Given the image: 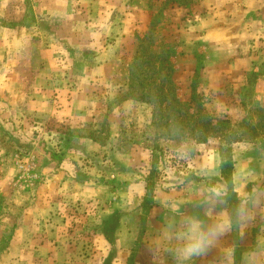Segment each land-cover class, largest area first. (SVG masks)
I'll use <instances>...</instances> for the list:
<instances>
[{"label":"rangeland","instance_id":"374dc122","mask_svg":"<svg viewBox=\"0 0 264 264\" xmlns=\"http://www.w3.org/2000/svg\"><path fill=\"white\" fill-rule=\"evenodd\" d=\"M248 3L0 0V264H173L151 252L156 233L171 205L191 212L212 187L225 190L224 215L244 204L251 219L193 264H226L229 247L243 264L264 232L258 78L213 90L202 73L232 67V53L242 70L264 59L242 22ZM193 91L227 123L192 128L203 124ZM221 151L254 170L241 194Z\"/></svg>","mask_w":264,"mask_h":264},{"label":"clouds","instance_id":"9594fccd","mask_svg":"<svg viewBox=\"0 0 264 264\" xmlns=\"http://www.w3.org/2000/svg\"><path fill=\"white\" fill-rule=\"evenodd\" d=\"M224 196L225 190L221 187L208 189L200 201L204 212L186 213L179 203L171 205L170 215L152 241L151 252L157 257H170L173 264H193L195 259L205 256L222 237L232 232L235 223L251 219L244 204L237 206L232 215L218 213L213 216ZM235 255L234 247L225 248L226 264H232ZM242 259L243 264H264V232L257 235Z\"/></svg>","mask_w":264,"mask_h":264},{"label":"crops","instance_id":"0c3cea01","mask_svg":"<svg viewBox=\"0 0 264 264\" xmlns=\"http://www.w3.org/2000/svg\"><path fill=\"white\" fill-rule=\"evenodd\" d=\"M243 24H245V30L247 34L251 37H255V42H260L259 38L262 37L264 39V0H249L247 8L245 10ZM232 38H236L234 33L232 34ZM233 57L231 61L232 67L223 69L219 68V65L214 63L206 65L203 73L202 78L212 77L214 78L213 83L210 85L207 84L206 86L209 89L219 90L221 87L222 79L226 76L233 77L236 80L237 77H246L249 74H256L257 75V83L255 86L254 96L256 103L264 107V59H260L259 56H255L246 59V69L242 70L238 66L241 64L244 59L241 58L239 55L231 54ZM219 78V79H218ZM203 81V80H202ZM244 86V85H243ZM238 84L234 86V90L237 91ZM264 156V154H263ZM246 160L242 162L240 159L234 164L233 170V185L234 191L241 194L243 193L246 185V181L251 179L254 174V170L250 169ZM160 203V202H158ZM159 206L162 205L161 203L158 204ZM165 205V204H164ZM154 206L155 205L154 203ZM167 206V205H166ZM192 207L191 212L188 211L187 213L192 212H204V208L200 206L198 203H193L190 205ZM219 213L227 212V204H219ZM214 216V214H212ZM226 215V214H225ZM159 219V218H158Z\"/></svg>","mask_w":264,"mask_h":264},{"label":"trees","instance_id":"16d2710c","mask_svg":"<svg viewBox=\"0 0 264 264\" xmlns=\"http://www.w3.org/2000/svg\"><path fill=\"white\" fill-rule=\"evenodd\" d=\"M130 95L133 96L134 94H132V92H131ZM142 99H145V97L143 96ZM191 102H195L196 114L199 115V118H201V120H203V124H198L199 121H196V123L193 125L192 128L196 129L199 125V126L204 127V129L206 131H208V130H213L216 127V125H218V124H223V123L226 124L227 123V120H225V119L220 120L214 116L210 117L209 114L204 111V108H203L202 104L200 103V101L198 100L197 95L194 91H193V97L191 99ZM260 111H264V109H261ZM192 118H193V114H191V115L189 114L186 126L191 125L189 121ZM213 121H215V123ZM181 124H182L181 122H177L176 126H179ZM199 129H200V127H198V130ZM201 141L205 142V138H202ZM260 144H261V147L264 148V140H260ZM232 170H233V161H231L230 157L224 156V154H222V151H221V175L225 179V181L229 184V186L231 185V172H232ZM230 188H232V187L230 186ZM225 199L228 203H230V201L235 202L234 201L235 196H231V197H227V198L225 197Z\"/></svg>","mask_w":264,"mask_h":264}]
</instances>
